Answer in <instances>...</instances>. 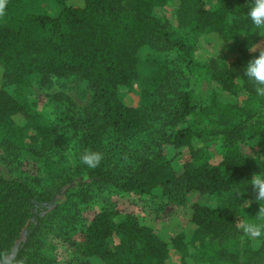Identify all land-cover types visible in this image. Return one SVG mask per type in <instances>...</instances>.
Wrapping results in <instances>:
<instances>
[{
  "label": "trees",
  "instance_id": "1",
  "mask_svg": "<svg viewBox=\"0 0 264 264\" xmlns=\"http://www.w3.org/2000/svg\"><path fill=\"white\" fill-rule=\"evenodd\" d=\"M166 1L0 0V264H50L30 251L42 212L59 191L38 188L21 152L47 150L60 123L80 135L83 154L101 156L94 168L81 159L80 179L154 200L176 198L195 227L191 236L180 231L168 238L134 216L103 210L85 226L71 264H264V236L259 237L264 233V169L259 170L250 143L264 137V99L256 97L240 72L251 56L264 51L252 54L264 42V29L245 15L254 0H181L189 15L177 27L162 12ZM43 5L58 12L51 15ZM200 36L232 48L233 60L223 66L211 61L209 79L232 101L212 94L203 104L191 89L163 96L162 83L170 78L165 71L152 79L153 91L142 90L147 106L137 109L124 102L123 93L140 85L144 49L175 51L185 72L199 83ZM71 77L87 86L89 101L52 93L60 108L54 118L58 123L14 95L34 85L45 93ZM196 109L205 113L211 130L189 125ZM161 111L169 129L162 148L126 172L110 168L102 148L105 131L136 136ZM219 141L222 159L210 165L207 150ZM182 149L191 160L175 166ZM242 230L247 245L237 251ZM24 231V241L9 259ZM170 247L182 253L179 262H172Z\"/></svg>",
  "mask_w": 264,
  "mask_h": 264
},
{
  "label": "rangeland",
  "instance_id": "2",
  "mask_svg": "<svg viewBox=\"0 0 264 264\" xmlns=\"http://www.w3.org/2000/svg\"><path fill=\"white\" fill-rule=\"evenodd\" d=\"M42 9L51 15L58 12V9L50 5H43ZM162 12L174 27L188 20L189 14L182 8L181 0H167ZM221 43L216 38L207 42L203 36H200L196 51V58L202 66L199 70V83H195L185 72L175 51L159 49L153 52L151 49H144L139 63L140 85L133 91L123 93L124 102L137 109L147 106V102L141 96L142 90L153 91L152 79L165 71L170 78L168 82L162 83L163 96L166 94L170 98L175 90L191 89L203 104H207L212 94L232 101L229 93L220 90L209 80L211 61L218 66H223L234 59L230 46L224 45L219 51ZM263 48L264 42L257 46L252 54H257ZM59 91H64L78 103L81 101L85 104L89 101L90 92L87 86L73 77L58 80L45 93L34 85L24 90H14V95L19 101L28 103L32 109L53 121L60 108H57L59 104L54 101L51 94ZM150 99L153 98L150 97ZM162 116L164 111H161L160 117L153 120L147 130L133 137H122L112 130L105 131L102 148L108 166L117 171L126 172L137 167L143 159L154 156L163 146L164 133L169 132ZM188 123L201 132L213 128L201 109H196L188 117ZM57 129L58 133L47 150L32 153L25 149L21 152L28 174L39 181L38 188L59 191L53 203L42 212L43 223L40 233L31 245V256L36 258L38 255L44 256L50 264H71L73 255L82 240L85 226L103 210L134 216L141 224L159 231L168 238L180 231L187 236L192 235L195 227L188 221L189 212L186 208H178L176 198L169 201L154 200L147 196H135L123 192L111 184H95L85 178L80 179L77 173L81 167L83 154L80 135L62 123ZM261 134H264V129ZM250 143L255 150L259 170L262 171L264 169V137L259 135ZM207 151V161L210 165H216L221 161L223 152L220 141ZM190 160L188 151L182 149L174 165L180 166ZM25 236L26 231L22 232L16 241L9 259L14 256ZM263 236L264 233L259 235L260 238ZM246 240L242 230L238 247L235 249L237 251L244 249L247 245ZM181 254L180 251L170 247L172 262H179Z\"/></svg>",
  "mask_w": 264,
  "mask_h": 264
},
{
  "label": "clouds",
  "instance_id": "3",
  "mask_svg": "<svg viewBox=\"0 0 264 264\" xmlns=\"http://www.w3.org/2000/svg\"><path fill=\"white\" fill-rule=\"evenodd\" d=\"M245 15L251 25L264 29V0H254V3H249ZM224 45L225 42H222L219 51ZM240 72L254 86L256 97L264 99V51L251 56L241 67ZM81 159L84 164L94 168L99 164L101 156L96 152H87Z\"/></svg>",
  "mask_w": 264,
  "mask_h": 264
}]
</instances>
